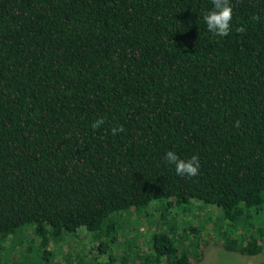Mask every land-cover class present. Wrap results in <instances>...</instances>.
<instances>
[{
	"label": "trees",
	"instance_id": "trees-1",
	"mask_svg": "<svg viewBox=\"0 0 264 264\" xmlns=\"http://www.w3.org/2000/svg\"><path fill=\"white\" fill-rule=\"evenodd\" d=\"M230 3L218 37L211 0H0V264L30 234L31 264H195L204 206L225 250L262 252L264 0ZM80 229L94 251L56 259Z\"/></svg>",
	"mask_w": 264,
	"mask_h": 264
},
{
	"label": "rangeland",
	"instance_id": "rangeland-1",
	"mask_svg": "<svg viewBox=\"0 0 264 264\" xmlns=\"http://www.w3.org/2000/svg\"><path fill=\"white\" fill-rule=\"evenodd\" d=\"M204 209L199 211V214H196V217L193 218L194 220V224L197 225L198 227L200 226V224H202V231L200 234H202L203 237V241L204 243H208V244H204L202 247V258L201 261L195 264H261L264 263V239H262L260 241V244L263 246V250L261 253H259L258 255L255 256H244L241 255L237 252L234 251H228L225 250V248L222 246V243H220L221 238L218 236L219 233H217L215 231V229H213L212 225L209 224H204L203 222L207 221L208 218L211 219V223L214 222V219L219 217V209L217 207L214 206H210V207H202ZM180 214V213H179ZM211 214V215H210ZM135 217L138 216V214H134ZM208 216V217H206ZM211 216L213 218H211ZM178 226H179V232H182L181 229L183 227H186L188 221H192V218L190 219V214L183 216V215H179L178 216ZM124 220V224L126 220V217H123ZM216 221V219H215ZM147 222V221H146ZM145 222V225H146ZM149 223V222H148ZM154 228L150 229V233H154L157 232L155 230H153ZM149 228L146 227H140V230H138V238H136V241L138 242V246L140 249L146 248L147 246V239H148V231ZM164 230V228L162 227V229L160 231ZM233 232V231H232ZM231 231L227 233V237L233 238ZM78 240L75 241V243L73 244V253H71L70 250H68L67 248H64V251L62 252V255H59V257L61 258H56V259H64L65 257H80L82 259V257H88L89 252H91L93 250V248L95 247V244L92 240L91 237L89 236L88 233L85 232V230H79L78 232ZM117 238L121 241H128L129 238H125V233L124 230L121 229L117 232ZM121 235V238H120ZM123 235V236H122ZM29 239L28 240H24V242H22L21 245L16 246L15 243L11 242L9 239H6L2 244L4 245V247L8 248V252L10 255V257H12V261L13 262H18V260H20V257H28V264H31L35 261V252H29L27 254H25L24 250L27 249V246H29L31 243H33V240L36 241V237L33 235H29ZM223 240V238H222ZM208 241V242H207ZM245 244L247 245L248 242H245ZM14 246H16L14 248ZM51 247V246H49ZM12 248V249H11ZM54 248V246H53ZM7 250V249H5ZM94 251V250H93ZM92 254V253H91ZM1 255V253H0ZM58 260V261H59ZM57 261V260H56ZM240 262V263H239ZM11 263V262H10Z\"/></svg>",
	"mask_w": 264,
	"mask_h": 264
},
{
	"label": "clouds",
	"instance_id": "clouds-1",
	"mask_svg": "<svg viewBox=\"0 0 264 264\" xmlns=\"http://www.w3.org/2000/svg\"><path fill=\"white\" fill-rule=\"evenodd\" d=\"M213 10L204 15V21L207 30L214 36L227 37L231 31V21L233 19V8L230 0H211ZM258 20L259 17H253ZM239 33H244L245 28L239 27L236 29ZM105 123L104 118L97 119L91 127L93 130L99 129ZM123 126L112 129V134L116 135L119 132H124ZM166 163L175 166V171L181 177H196L199 174L200 161L199 157L193 155L189 160L180 159L174 151H167L165 155Z\"/></svg>",
	"mask_w": 264,
	"mask_h": 264
},
{
	"label": "crops",
	"instance_id": "crops-1",
	"mask_svg": "<svg viewBox=\"0 0 264 264\" xmlns=\"http://www.w3.org/2000/svg\"><path fill=\"white\" fill-rule=\"evenodd\" d=\"M240 263V262H239Z\"/></svg>",
	"mask_w": 264,
	"mask_h": 264
}]
</instances>
